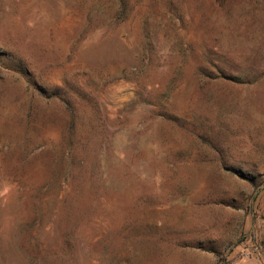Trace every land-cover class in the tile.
<instances>
[{
    "label": "rangeland",
    "instance_id": "rangeland-1",
    "mask_svg": "<svg viewBox=\"0 0 264 264\" xmlns=\"http://www.w3.org/2000/svg\"><path fill=\"white\" fill-rule=\"evenodd\" d=\"M0 264H264V0H0Z\"/></svg>",
    "mask_w": 264,
    "mask_h": 264
}]
</instances>
